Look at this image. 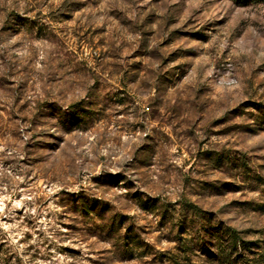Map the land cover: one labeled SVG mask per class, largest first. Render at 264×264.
<instances>
[{
  "label": "rangeland",
  "instance_id": "obj_1",
  "mask_svg": "<svg viewBox=\"0 0 264 264\" xmlns=\"http://www.w3.org/2000/svg\"><path fill=\"white\" fill-rule=\"evenodd\" d=\"M215 225L264 239V4L0 0V264H222Z\"/></svg>",
  "mask_w": 264,
  "mask_h": 264
},
{
  "label": "trees",
  "instance_id": "obj_2",
  "mask_svg": "<svg viewBox=\"0 0 264 264\" xmlns=\"http://www.w3.org/2000/svg\"><path fill=\"white\" fill-rule=\"evenodd\" d=\"M238 5L264 4V0H232ZM73 118V114H71ZM220 235L217 255L222 264H264V239H245L239 231L218 225L209 226Z\"/></svg>",
  "mask_w": 264,
  "mask_h": 264
}]
</instances>
